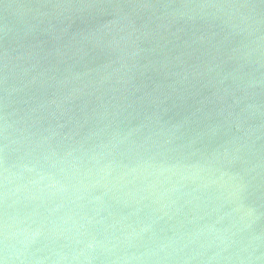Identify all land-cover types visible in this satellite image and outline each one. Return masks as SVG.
Segmentation results:
<instances>
[{
	"label": "water",
	"instance_id": "water-1",
	"mask_svg": "<svg viewBox=\"0 0 264 264\" xmlns=\"http://www.w3.org/2000/svg\"><path fill=\"white\" fill-rule=\"evenodd\" d=\"M6 256L264 264V0H0Z\"/></svg>",
	"mask_w": 264,
	"mask_h": 264
},
{
	"label": "clouds",
	"instance_id": "clouds-1",
	"mask_svg": "<svg viewBox=\"0 0 264 264\" xmlns=\"http://www.w3.org/2000/svg\"><path fill=\"white\" fill-rule=\"evenodd\" d=\"M159 174H163L167 169H159ZM6 175H5V197L9 195V193L15 194V192H19L20 188L17 187L15 189H9L7 186L11 183L12 179L16 178L14 175H9L8 170L5 169ZM31 184L33 185V188L35 189L34 195L39 197L44 196H54L57 193H65L70 190V188L75 187L74 185L69 183L65 184L62 183L59 180L54 179L50 174H41L38 179L31 181ZM27 187V186H25ZM5 264H7V256L5 257Z\"/></svg>",
	"mask_w": 264,
	"mask_h": 264
}]
</instances>
